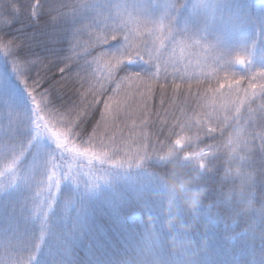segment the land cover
Listing matches in <instances>:
<instances>
[{"label": "trees", "instance_id": "obj_1", "mask_svg": "<svg viewBox=\"0 0 264 264\" xmlns=\"http://www.w3.org/2000/svg\"><path fill=\"white\" fill-rule=\"evenodd\" d=\"M106 1L89 0L87 6L72 12L69 9L77 0H0V41L14 42L10 54L0 53V75L17 81L26 104L31 98L23 80H40L49 88L48 107L58 114L66 112L73 102L83 100L86 106L92 100L90 95L85 98L78 94L82 91L79 81H58L80 70L91 76L92 68L82 65L83 49L79 50V63L65 67L66 58L71 55L75 31L90 23L96 6ZM175 1L179 6L169 7L168 16L182 29L180 33L189 39L200 35L207 38H197L208 48L205 53L210 60L206 56L202 62L210 71L207 78L195 74L169 78L167 74L166 81L153 85L145 103H140V93L147 94V90L137 83L138 93L126 92L130 98L123 112L115 119L107 117L93 137L104 100L112 95L113 83L105 84L104 94L96 98L91 114L84 118L82 135L72 136L70 142L81 152L88 147L89 155L52 148L50 159L63 165L62 172L71 164L77 177L61 180L44 228L41 218L33 215L36 198L25 196L18 202L8 195L43 139L34 138L32 125L31 138L20 147L23 155L17 163L19 178L15 184L9 185L11 172L0 167L4 171L0 178L4 185L0 190V239L7 236L13 221L22 224L13 239L23 254L34 256L32 264H249L250 258L255 264H264L262 252L254 257L249 251L257 246L261 251L264 245V136L260 135L264 117L248 119L247 106L237 113L229 98L233 88L223 96L214 95L223 116L206 115L203 106L205 93L222 77L236 83L232 77L237 67L226 60V55L238 46L241 37L247 40L248 48L240 45L238 49H244L247 64L253 63L241 68L242 78L236 76L240 94L245 85L248 87L243 77L264 69L261 57L247 50L264 48V0ZM109 2L119 4L117 0ZM144 2L153 5L147 12L153 13L154 19L166 11L163 6L167 0H159L157 5L152 0ZM129 3L127 18L133 15L132 0ZM80 39L87 45L89 36L85 33ZM216 43L229 49H216ZM114 45L115 41L109 40L91 51L95 55L99 47L110 51ZM127 67L147 69L136 64ZM161 83L166 84L163 90ZM162 120L166 122L161 124ZM57 126L64 128L63 124ZM209 127L214 131L209 132ZM141 129L155 150L150 147L139 164L135 159L125 164L124 152L135 149L132 141ZM179 137H184V142L177 148L173 143ZM101 139L109 153L103 162L92 155L99 153ZM117 149L119 155H114ZM194 192L198 194L195 205ZM9 211H15L10 218Z\"/></svg>", "mask_w": 264, "mask_h": 264}, {"label": "snow or ice", "instance_id": "obj_2", "mask_svg": "<svg viewBox=\"0 0 264 264\" xmlns=\"http://www.w3.org/2000/svg\"><path fill=\"white\" fill-rule=\"evenodd\" d=\"M88 4L89 0H77V3L72 4L69 10L75 12ZM122 7L124 6L112 4L109 0L103 5H97L96 8L98 10L95 12L93 20L90 23L81 25L73 34L71 55L66 58L67 62L65 67H68L69 63H79V50L83 49L85 62L89 67L92 64L97 65V69L91 73V76L84 75L86 70H80L71 75L63 76L58 83H66L68 81L75 83L79 81L82 91L78 94L85 98L89 95L92 96V100L88 101L86 106L83 100L79 104L73 102L72 106L66 112L58 114L48 107L51 95L49 88L44 87L40 80L34 81L33 83H28L26 80L22 81L27 89L28 96L31 98L34 138L45 136L47 133L58 150L66 149L68 152H75L77 155L87 156L89 155L88 147H85L83 152H81L75 144L69 146L68 138L70 136L82 135V125L86 122L84 118L91 114L93 104L98 102L96 98L104 94V81H112L116 83V87L112 89V95L104 100V111L100 113V120L94 125L93 137L101 127V124H106L107 117L111 116L115 119L116 116L123 112V106L128 104L130 98L129 93H124L121 98L124 83L143 84L147 90V94L140 93L142 96L140 103H145L151 95L153 85L160 83L161 80H167L170 61L165 60L166 53L162 52L156 46V39H153L151 48L146 43L147 37L143 40L140 39L145 32L151 37H155L156 32H160L161 36H163L165 34L164 19L153 21L147 18L140 9V14L144 17L143 19L133 20L131 16L125 19L120 11ZM114 10L115 15L113 14ZM167 27L169 32H171L168 23ZM85 33L89 36L87 45L83 44L80 39ZM172 39L175 38L172 36ZM109 40L115 41L114 51H105L102 47H99V50L93 55L92 49L107 44ZM13 48L14 42L0 41V53L8 55ZM89 55L92 56L90 61L87 60V56ZM245 60L246 58L241 55L235 57V62L239 65L245 64ZM133 64L145 65L147 69L132 70L130 67H127ZM60 71L63 72L64 69H60ZM119 73H123V75L119 76L117 81ZM232 79L236 80L238 85L240 84V80L236 76H233ZM243 79L248 82V87L243 90V94H240L238 88L233 89L229 93L232 106L237 113L240 112L243 106H247L248 119L255 120L257 115L264 117V70L252 72L249 76L243 77ZM92 80H95L96 83L93 84ZM38 85L39 87H37ZM96 85H99V88ZM160 87L163 90L166 84L161 83ZM176 87L178 88L179 85H176ZM137 91L139 92V89ZM232 93H235L234 99L231 98ZM219 95L223 96V93ZM114 102L115 106H113ZM161 102L163 103V98ZM137 107L139 108V105ZM127 115L130 116L131 113L128 112ZM15 122L16 118L12 117L11 123L14 124ZM53 122L63 124L65 131L54 130ZM165 122L162 120L161 124ZM75 129H80V131H75ZM133 131L135 132V129ZM208 131L212 132L214 129L209 127ZM169 135H171V130H169ZM260 135L264 136V130L261 131ZM132 142L137 146L135 149L128 148L124 152L122 159L125 164L133 159L139 164L143 154L150 147L155 150V145L150 142V137L142 129ZM125 143L127 142L125 141ZM176 143L182 146L181 139L177 138ZM99 148V153L93 152L92 155L101 159L103 162V158L108 157L109 153L104 151L105 145L102 139ZM22 155L23 152L21 151L13 154L10 158H0V163L4 164V171L11 172L12 180L9 182V185L15 184L19 178L17 163ZM114 155H119V149L116 150ZM201 167H203L202 164ZM50 168L54 169L51 173L49 172ZM62 168L63 165H57L54 159H49L45 174L39 178L27 175L23 178L25 183L31 184L34 182L36 185L34 192L36 200L33 215H38L41 218L42 228L46 226L47 214L52 208L53 200L61 180L68 178L75 180L77 177L72 173L71 164H69L68 171L66 172H62ZM4 171H0V178H3ZM45 177H47V181H45ZM3 188L4 185L0 184V190H3ZM45 193H47L46 196ZM33 259L34 256L23 254V250L17 245L14 239L7 237L0 239V264H32Z\"/></svg>", "mask_w": 264, "mask_h": 264}, {"label": "rangeland", "instance_id": "obj_3", "mask_svg": "<svg viewBox=\"0 0 264 264\" xmlns=\"http://www.w3.org/2000/svg\"><path fill=\"white\" fill-rule=\"evenodd\" d=\"M130 0H117V3L120 5H123L120 9L121 13L124 15L125 19H128L125 16V12H129V3ZM145 0H132V10H133V15H131V18L133 20L137 19H143L144 17L140 14V10L144 13V15L153 20V21H159L162 18L165 21V28H164V35L161 36L160 32L155 33V37L148 36V33L145 32L142 37H140L141 40H143L145 37H147L146 43L149 48L152 47V41L153 39H156V46L160 48L162 52H165V60H169L170 63L168 65L169 71L167 74L169 78H173L178 75L180 78L186 77L187 74L190 75H199V77H208V74H210V71L207 70L206 66L202 64L203 61L210 60V57L207 53H205V50L208 49L207 46L201 44L200 38L207 39L205 36H198V37H191V39L188 38V36L182 35L180 32H182V29L177 28L175 25L174 21L172 18H169L168 16V9L169 7H172L174 9H177L179 4L175 0H167V5L163 6V9L166 8V11L162 10V13L160 15H156V19H154L153 13L148 14V9H151L153 5H148L147 2H144ZM155 1V4L157 5L159 3V0H152ZM200 0H198L199 2ZM238 1V0H235ZM107 2V1H106ZM139 2V3H138ZM173 2V3H172ZM165 3V0L164 2ZM171 3V4H170ZM170 4V6H169ZM185 5V4H184ZM140 9V10H139ZM144 9H146L144 11ZM225 19H228V14L225 15ZM167 23L171 29V32H169ZM102 27V25H101ZM134 27V26H133ZM172 36L175 39H172ZM158 38V39H157ZM199 38V39H197ZM242 41L237 45H234L232 51L225 52L228 53L226 55V60H231V62L234 64V66L237 67L235 72V76L240 75L241 78L243 75H241V68L247 64L245 61V64L239 65L235 62V57L237 55L243 56V50L244 49H238L240 48V45H242L245 48L246 47V39L243 37ZM220 45L222 42H219ZM255 44V43H254ZM218 43H216V49L223 50V49H229L228 46L223 48L220 46ZM231 45V44H230ZM143 46V45H141ZM254 49H247L252 51V56L255 57L256 55H259L261 57V60L264 61V48H260L259 50L256 49L257 46L253 47ZM115 49H111L110 51H114ZM258 50V51H257ZM257 51V52H256ZM189 52V53H188ZM204 53V54H202ZM198 54H201L200 56H196ZM92 58V57H90ZM252 60L250 61L249 64H252ZM82 65L88 66L87 63H82ZM142 65V64H140ZM12 69L16 70V67L11 65ZM92 69V72H95L97 69V65L92 64L90 66ZM264 70V69H262ZM177 74V75H176ZM17 75V74H16ZM123 73H119L118 76H122ZM178 80V77H177ZM118 81V78H117ZM17 81L11 80L10 77H3L0 75V158H10L13 154L20 152V147L23 146V144L31 138L29 132H30V125H32V110H31V103L30 106L24 102L23 98V90L18 87ZM113 83L112 89L116 87V83L112 81H104V84L107 83ZM233 84V85H232ZM232 85V87H231ZM106 86V85H105ZM238 84L235 83V81L232 83V81H228L225 79V77H222L221 81L217 83L212 89H208L209 91L205 93V98L206 102L203 103L204 109H205V114L206 115H222L223 116V110L218 109L215 102H217V96L214 95H219L220 93L225 92L226 90H232L237 89ZM138 85L137 83H131L128 84L127 82L124 83L123 85V93L126 92H137ZM246 89L243 88V90ZM243 90L241 92V95L243 94ZM232 96L234 97V94L232 93ZM11 114V116H10ZM12 117L16 118V122L13 124L11 123ZM29 125L28 129L27 126ZM53 128L56 131H65L64 128H59L57 126L56 122H53ZM25 135H29L28 137ZM43 139L40 142L39 147L37 150L34 152L31 160L29 161L23 175L21 176L19 182L17 185L11 189V192L8 194L12 197L17 198L18 202H21L25 200V196L31 197L32 199L35 198L34 192H35V183H25L24 177L30 176V177H35L39 178L40 176L43 175V170L46 168V162L49 161L50 158H52V148L55 146L54 142L48 137V134L46 133L45 136H42ZM179 139L182 140V146L184 142V137H179ZM72 136L68 138V143L70 146V142H73ZM177 140V139H176ZM176 140L174 141L173 145L175 147H181V145H178L176 143ZM0 167H4L3 163H0ZM0 168V169H1ZM45 171V170H44ZM15 214V211H9V214L7 217H12ZM6 216V215H5ZM22 225V224H21ZM21 225H17V221L11 224L10 230L8 231L7 238L13 239L14 234L16 233V230L18 227ZM3 236L0 234V238ZM260 246H257L256 248H251L249 251L253 254L254 257L258 256L257 254L259 252L263 253V258H264V245L261 248V251L259 250ZM249 264H255V261L250 258Z\"/></svg>", "mask_w": 264, "mask_h": 264}, {"label": "clouds", "instance_id": "obj_4", "mask_svg": "<svg viewBox=\"0 0 264 264\" xmlns=\"http://www.w3.org/2000/svg\"><path fill=\"white\" fill-rule=\"evenodd\" d=\"M192 195H193L192 204L195 205L196 200H197V198H198V194L194 192Z\"/></svg>", "mask_w": 264, "mask_h": 264}]
</instances>
